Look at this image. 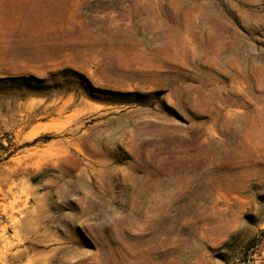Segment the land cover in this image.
<instances>
[{"label": "rangeland", "instance_id": "374dc122", "mask_svg": "<svg viewBox=\"0 0 264 264\" xmlns=\"http://www.w3.org/2000/svg\"><path fill=\"white\" fill-rule=\"evenodd\" d=\"M0 264H264V0H0Z\"/></svg>", "mask_w": 264, "mask_h": 264}, {"label": "trees", "instance_id": "16d2710c", "mask_svg": "<svg viewBox=\"0 0 264 264\" xmlns=\"http://www.w3.org/2000/svg\"><path fill=\"white\" fill-rule=\"evenodd\" d=\"M32 80L34 81V78H23V79H18V78H12L10 80H7L6 82H8V84L12 85L13 87H17L19 89H29L28 87L32 85ZM81 80L85 83H87V85H91L89 80L87 78H81ZM37 83H40V81H36ZM84 84V83H83ZM90 89H94L92 88V86H90ZM128 96H134V94H129Z\"/></svg>", "mask_w": 264, "mask_h": 264}]
</instances>
